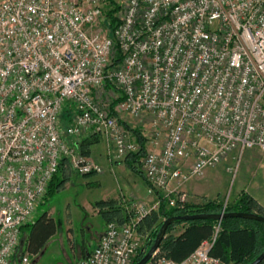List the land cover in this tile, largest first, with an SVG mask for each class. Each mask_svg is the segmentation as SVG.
<instances>
[{"label":"built area","instance_id":"1","mask_svg":"<svg viewBox=\"0 0 264 264\" xmlns=\"http://www.w3.org/2000/svg\"><path fill=\"white\" fill-rule=\"evenodd\" d=\"M119 1L111 28L108 0H0V264H29L21 228L62 159L102 173L74 139L104 138L116 161L139 150L122 113L149 124L141 171L167 207L229 153L264 152V0ZM158 205L107 222L78 264H132ZM219 226L186 258L157 249L146 264H222L209 255Z\"/></svg>","mask_w":264,"mask_h":264},{"label":"rangeland","instance_id":"2","mask_svg":"<svg viewBox=\"0 0 264 264\" xmlns=\"http://www.w3.org/2000/svg\"><path fill=\"white\" fill-rule=\"evenodd\" d=\"M115 2L121 5L119 0H115ZM117 13L116 15L119 14ZM66 119L64 118V120ZM120 120L128 127L129 131L135 129L144 138H148L150 133L148 123L126 113L120 115ZM82 142V149L88 151L86 156L94 160L96 156L92 154V150L86 144L87 141ZM96 142L99 143V146L93 148V151L96 152L97 149H100L104 156L103 162H101L102 173L81 175L66 168L58 175L63 180L61 186L53 194L48 196L45 194L36 205L32 221L45 213L54 219L56 230L39 253H27L29 264H78L81 256L94 246L96 236L103 230L108 222V217L115 222L125 219L124 212H121L125 209V203L122 201L121 195L118 194L119 186L121 188L127 186L131 173H140L139 169L142 170L141 159L134 164L135 168L133 169L127 163L110 169L107 162H113L112 147L108 146L105 139L100 136H96ZM80 149H76L78 154H81ZM182 190L186 193V204L193 205L194 208H202L207 203L214 202L221 209L224 205L226 207L244 196L252 198L264 208V152L255 147L246 149L240 154L233 151L226 155L221 162L208 168L202 177L192 178L185 182ZM106 194H113L111 196L117 197L113 200L108 196L105 201L101 200ZM157 194V199L163 197L159 191ZM153 200L145 204L152 206L155 203V199ZM155 208L149 215L157 211V206ZM115 211L118 213L114 218L112 213ZM155 225L154 222L150 225L148 222L138 225L137 234L142 245L150 238ZM28 232V228L23 230L17 258L26 253L24 242ZM159 252L163 254L161 251Z\"/></svg>","mask_w":264,"mask_h":264},{"label":"trees","instance_id":"3","mask_svg":"<svg viewBox=\"0 0 264 264\" xmlns=\"http://www.w3.org/2000/svg\"><path fill=\"white\" fill-rule=\"evenodd\" d=\"M118 5L114 0H108V6L105 10L108 25L114 28L117 25L116 12ZM70 110L66 108L61 114V124L63 127L68 124L70 119ZM64 118L66 120H64ZM63 120L65 121L63 125ZM126 126V125H125ZM127 127V126H126ZM128 128V127H127ZM134 138L139 144V150L126 157L127 165L132 169L134 164L145 154L146 139L140 132L133 129L130 130ZM88 143H93L96 140L94 135L89 136ZM83 142L77 144V149H82ZM81 154L87 155V149H82ZM66 160L62 159L59 164L57 172L51 178L46 196L53 194L55 190L61 186L59 174L66 170ZM63 176V174H61ZM59 178V179H58ZM220 207L214 202L207 203L202 208H194L193 205L186 204L183 207H167L163 197H159V205L157 211L148 215L144 221L149 225L153 222L156 224L152 229L150 238L142 246L138 255L133 259L132 264L137 262L149 248L152 239L155 237L162 221L170 216H182L195 213H219ZM226 212L237 211L246 213H256L264 216V208L259 206L252 198L244 196L225 208ZM149 219V220H148ZM111 218L108 217V222ZM128 219H122L119 223L125 222ZM215 220H189L173 221L167 228L164 238L159 244L158 250L167 258L180 261L186 258L196 248L200 246L203 241L209 240L214 234ZM25 228L29 229L24 242V251L27 253L37 254L42 249L45 242L55 233L56 224L52 217L45 213L34 221L25 224L21 228V236ZM178 228V229H176ZM264 249V224L250 219H243L237 217H228L220 221L219 229L216 233L215 240L209 250V255L217 259L222 264H249L252 262ZM264 264V259L259 263Z\"/></svg>","mask_w":264,"mask_h":264},{"label":"crops","instance_id":"4","mask_svg":"<svg viewBox=\"0 0 264 264\" xmlns=\"http://www.w3.org/2000/svg\"><path fill=\"white\" fill-rule=\"evenodd\" d=\"M85 140L87 141L86 144H88L89 148L92 150V154L94 156H96L94 160L99 165H101V162H103V158H104L102 151L100 149H97L96 152L93 151V148L98 147L99 143L96 142V140H94L93 143L89 144L88 142L92 141L89 139V135H85V136L79 137L77 139H74L76 149H77V144L79 142H82ZM145 145H148V143L146 142ZM128 161H129V158H128ZM128 161H127V159H123V160H120L117 162H116V160H113V162H111V163L107 162V164L110 166V169H112V168H117L118 166H122L123 164L125 165ZM139 172H140L139 174L131 173V176L128 177L129 178V180L127 181L128 187L125 186L124 188H121V186H119L120 192H118V194L121 195L122 201L125 203L124 204L125 209L124 210L121 209L122 210L121 212H124V214H125L124 215L125 219H128L130 217L135 204H137V203H148V202L152 201L153 199H155V202H156V200H157V196H158L157 191L148 192V184H147V182H146V180H145L140 169H139ZM111 195H113V194H106V195H104V197L101 200L105 201L106 197H108V196L112 197V199L115 200L117 196H111ZM117 213L118 212H116V211H115V213L113 212L112 216L115 218ZM102 231H100L98 233V235L96 236L94 246L89 251H87L85 254H83L81 256V259L87 257L88 254L92 251V249L96 246L98 238H99L100 234L102 233Z\"/></svg>","mask_w":264,"mask_h":264},{"label":"water","instance_id":"5","mask_svg":"<svg viewBox=\"0 0 264 264\" xmlns=\"http://www.w3.org/2000/svg\"><path fill=\"white\" fill-rule=\"evenodd\" d=\"M228 217L250 219V220L259 221L264 224V216L262 215H259L256 213H246V212H237V211L225 212L223 214L221 213H195V214H187V215H182V216H170V217L165 218L162 221V224L159 227L155 237L152 239V242L149 248L143 254V256L134 264H146L152 258V256L158 249L160 242L164 238L168 226L173 221H176V220L189 221V220H204V219H211V220L217 221V220H222ZM263 259H264V249L249 264H259Z\"/></svg>","mask_w":264,"mask_h":264}]
</instances>
